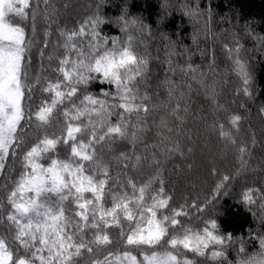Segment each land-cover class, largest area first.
<instances>
[{
    "label": "snow or ice",
    "instance_id": "6c2138e0",
    "mask_svg": "<svg viewBox=\"0 0 264 264\" xmlns=\"http://www.w3.org/2000/svg\"><path fill=\"white\" fill-rule=\"evenodd\" d=\"M182 7L190 16L205 11L198 0ZM40 11L47 21L51 16L47 0L43 10L39 2L33 5L31 0H0V170L7 167V158L14 159L17 150L24 149L20 174L4 186V194L0 196V227L3 228L0 264H77L78 258L85 254L90 257L86 264H195L181 249L200 256L207 255L210 249L211 257L219 259L220 264H264V234L256 235L250 230L248 239L257 241L252 251L246 247V238L237 237L239 247L235 249V259H229L225 249L233 243V236L222 234L215 218L209 216L203 221L204 227L197 230L182 223L192 207L200 213L214 208L220 195L227 194L225 182L231 176L220 174L213 167L211 173L220 175L211 188L213 195L202 202L192 199L190 205L186 199L174 207L172 195L165 192L159 169L139 186L131 177L122 180V173L112 175L111 164L104 155L111 150V145L120 140L130 142L135 148L143 138L148 113L162 107L169 110L160 117V127L170 132L168 116L177 122L185 119L186 97L192 90L191 83H187L186 92L184 84L166 77L162 83L168 89L167 101L152 102L149 92L142 91L148 60L135 51L134 36L108 37L101 32V25L108 19L122 33L134 30L136 25L145 27L139 17H130L127 0H123L120 15L115 18L102 16L97 4L93 15L77 29H59L64 50L56 68L60 75L55 80L44 78L43 83L37 75L28 83L26 69L31 56L26 60L25 52L31 40L25 44L26 30L22 22L30 17L35 32ZM206 11L210 19L211 9ZM9 13H14L20 22H9ZM224 47L230 53L233 51L228 44ZM241 47L236 39L234 62L243 77L244 94L250 95L251 76L239 56ZM166 56L169 57L166 73L174 74L177 67L185 70L184 65L173 66L170 52ZM186 69L195 71L191 64ZM192 79L195 81L196 77ZM93 82L110 87L89 91ZM34 86L40 87L50 99H43L35 110L28 109L27 125L31 126L34 119L38 134L34 142L26 143L20 127L25 121L22 101L25 91L31 92ZM173 100L175 103L171 104ZM260 112L264 113V107ZM227 119L239 131L242 117L231 113ZM53 125L59 129L58 133L46 131ZM212 126L236 148L244 166V155L250 151L248 142L238 141L232 131H225L223 121H215ZM250 143H256L254 134ZM61 148L65 150L64 158L60 157ZM174 150H179L178 141L175 149L168 148L169 152ZM114 158L123 161L121 166L127 169L133 155L121 151ZM140 159L135 155L136 162ZM42 160L48 162L42 163ZM131 167L136 164L132 163ZM154 181L158 187H154ZM255 194L264 200V192L254 187H245L241 199L247 204L254 203ZM113 228L120 230L123 246L139 250L137 254L128 250L108 251L102 257L97 254L98 249L112 245Z\"/></svg>",
    "mask_w": 264,
    "mask_h": 264
},
{
    "label": "trees",
    "instance_id": "16d2710c",
    "mask_svg": "<svg viewBox=\"0 0 264 264\" xmlns=\"http://www.w3.org/2000/svg\"><path fill=\"white\" fill-rule=\"evenodd\" d=\"M37 2L43 10L45 0H31L33 5ZM122 2L123 0H47L51 16L45 21L43 12H38L35 32L30 17L22 22L26 30L25 44L31 40L30 48L25 52L26 60L31 56L30 66L26 69L27 82L31 83L37 75L41 77L42 83L44 78L55 80L60 75L56 68L64 50L59 29H77L80 23L93 15L97 4H100L102 16L115 18L120 15ZM196 2L197 0H127L130 17H139L144 28L136 25L134 30L122 33L111 19L101 25V32L105 36H134L135 51L148 60L142 91L149 92L152 102L167 101L168 89L162 83L166 77L184 84L186 92L187 83L192 84V90L186 97L188 112L184 114L185 119L177 122L168 116V127L172 129L170 132L160 127L159 123L160 117L166 115L169 109L162 107L150 111L143 138L136 143L135 148L128 141L116 140L111 145V150L104 155L111 164L114 177L122 173V180L131 177L138 186L155 176L159 169L165 192L172 195L171 204L174 207L183 204L186 199L190 205L192 199L202 202L213 195L211 188L220 179L219 174L211 173L213 167L220 174L231 176L232 179L225 182L228 185L227 194L220 195L214 208L209 207L200 213L192 207L188 210V216L182 218V223L197 230L204 227L203 221L209 216L215 218L219 231L233 236V243L228 244L225 250L229 259H235V249L239 247L237 237L246 238V247L252 251L257 246V241L248 239L250 230L256 235L264 234V200H261L260 194L253 196L254 203L251 204L241 199L245 187L259 188L264 192V113L260 112V108L264 107V47H261V41L264 40V0H198L200 8L205 10L203 14L186 15L182 5ZM209 8L210 19L206 11ZM16 22L19 23V19ZM193 36L196 37L195 41ZM236 39L242 46L239 56L251 76L250 95L244 94L243 77L235 66ZM225 44L233 49L231 53L225 49ZM169 52L173 66L184 65V71L177 67L174 74L165 72L168 68L166 61L169 59L166 53ZM188 64L193 66L194 72L186 69ZM193 76L196 77L195 81ZM199 80L204 83H197ZM100 87L110 86L93 82L89 91L97 92ZM43 99L50 97L38 86H34L31 92L25 91L22 101L25 121L21 122L20 127L26 143L34 142V137L38 134L34 119L31 126L27 125L28 109L35 110ZM174 103L175 100L171 102ZM231 113L242 117L239 131L228 122L227 117ZM215 121H223L225 131H232L238 141L248 142L250 151L244 155V166H241L236 148L221 138L217 129L212 126ZM54 130L59 132L55 125L46 131ZM253 134L255 145L250 143ZM177 141L179 150L169 152V147L176 148ZM23 150L18 149L14 159L7 158V167L0 170V196L4 194V186L11 184L21 172ZM59 151L60 157L64 158L65 150L61 148ZM121 151L133 155L127 169L121 166L123 161L114 158ZM135 155L141 157L139 162L135 161ZM132 163L136 167H131ZM154 187H158V182L154 181ZM2 231L3 228L0 227V232ZM119 231L118 228L111 230L112 245L98 249L97 254L102 257L108 251L125 250L138 253L137 249L123 246ZM181 251L195 264H220L219 259L211 257L210 249L205 256L188 250ZM89 258L85 254L83 258H78L77 264H86Z\"/></svg>",
    "mask_w": 264,
    "mask_h": 264
},
{
    "label": "rangeland",
    "instance_id": "374dc122",
    "mask_svg": "<svg viewBox=\"0 0 264 264\" xmlns=\"http://www.w3.org/2000/svg\"><path fill=\"white\" fill-rule=\"evenodd\" d=\"M7 19L9 22H14V23H17L16 21L18 20V18L14 13L7 14Z\"/></svg>",
    "mask_w": 264,
    "mask_h": 264
}]
</instances>
